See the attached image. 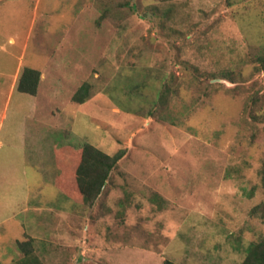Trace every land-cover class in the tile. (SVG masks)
<instances>
[{"label":"rangeland","instance_id":"rangeland-1","mask_svg":"<svg viewBox=\"0 0 264 264\" xmlns=\"http://www.w3.org/2000/svg\"><path fill=\"white\" fill-rule=\"evenodd\" d=\"M263 59L264 0H0V264H241L264 237ZM85 144L125 151L92 205L56 185Z\"/></svg>","mask_w":264,"mask_h":264},{"label":"trees","instance_id":"trees-1","mask_svg":"<svg viewBox=\"0 0 264 264\" xmlns=\"http://www.w3.org/2000/svg\"><path fill=\"white\" fill-rule=\"evenodd\" d=\"M40 76L39 69L24 66L18 79L17 90L30 95L37 94ZM89 90V85L83 84L73 94V100L78 103L85 102ZM124 154L125 151L120 149L110 155L92 144H85L78 151L69 150L66 146L60 147L57 151L60 168L64 167V163L69 162V165L65 169H61V174L56 178V185L63 190L66 196L74 197L79 201L83 200L92 205ZM18 243L21 246L25 245V241H18ZM24 250L21 264H36L38 258L32 254V250L30 248ZM163 264L178 263L166 259ZM241 264H264V237L249 244Z\"/></svg>","mask_w":264,"mask_h":264},{"label":"crops","instance_id":"crops-1","mask_svg":"<svg viewBox=\"0 0 264 264\" xmlns=\"http://www.w3.org/2000/svg\"><path fill=\"white\" fill-rule=\"evenodd\" d=\"M16 56H18V55H16ZM17 59V58H16ZM48 66H50V60H48L47 61V67ZM21 67H22V64L21 63H19V59H17L16 60V66H15V71H14V73L16 72L17 74H16V78L14 79V83H16V81H17V77H18V73H20V69H21ZM19 70V71H18ZM53 72V71H52ZM43 74L45 75L46 74V72H43ZM12 88H14V85H13V87H11V90H12ZM34 98H36V96L37 95H32Z\"/></svg>","mask_w":264,"mask_h":264}]
</instances>
